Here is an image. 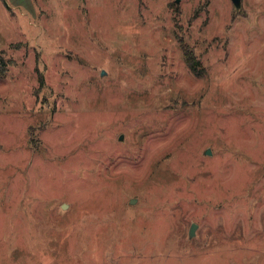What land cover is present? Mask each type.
Masks as SVG:
<instances>
[{"label":"rangeland","instance_id":"374dc122","mask_svg":"<svg viewBox=\"0 0 264 264\" xmlns=\"http://www.w3.org/2000/svg\"><path fill=\"white\" fill-rule=\"evenodd\" d=\"M0 51V264H264V0H0Z\"/></svg>","mask_w":264,"mask_h":264},{"label":"trees","instance_id":"16d2710c","mask_svg":"<svg viewBox=\"0 0 264 264\" xmlns=\"http://www.w3.org/2000/svg\"><path fill=\"white\" fill-rule=\"evenodd\" d=\"M183 53L193 74L196 76H202L204 68L201 67L200 60L197 59L194 52L187 45H185L183 46ZM9 63L10 61L6 58L4 51H0V76H4L6 74Z\"/></svg>","mask_w":264,"mask_h":264},{"label":"water","instance_id":"95a60500","mask_svg":"<svg viewBox=\"0 0 264 264\" xmlns=\"http://www.w3.org/2000/svg\"><path fill=\"white\" fill-rule=\"evenodd\" d=\"M232 2L234 3V5L237 8H240L241 5H242V0H232ZM120 139H123V136ZM206 153L207 154H210L211 152H210V150H208ZM131 203H135V201L132 200ZM196 228H197V224L196 223L192 224V227L190 229V237H194L195 236V234H196Z\"/></svg>","mask_w":264,"mask_h":264}]
</instances>
